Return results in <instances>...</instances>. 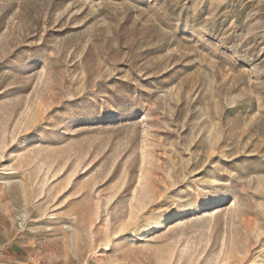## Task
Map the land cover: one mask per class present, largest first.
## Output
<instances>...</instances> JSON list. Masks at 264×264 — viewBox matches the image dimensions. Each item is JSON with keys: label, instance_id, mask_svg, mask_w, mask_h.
<instances>
[{"label": "rangeland", "instance_id": "obj_1", "mask_svg": "<svg viewBox=\"0 0 264 264\" xmlns=\"http://www.w3.org/2000/svg\"><path fill=\"white\" fill-rule=\"evenodd\" d=\"M45 263L264 264V0H0V264Z\"/></svg>", "mask_w": 264, "mask_h": 264}, {"label": "built area", "instance_id": "obj_2", "mask_svg": "<svg viewBox=\"0 0 264 264\" xmlns=\"http://www.w3.org/2000/svg\"><path fill=\"white\" fill-rule=\"evenodd\" d=\"M32 260H33V261H36V262L39 261V260L37 259V257H33ZM45 264H46V263H45Z\"/></svg>", "mask_w": 264, "mask_h": 264}]
</instances>
